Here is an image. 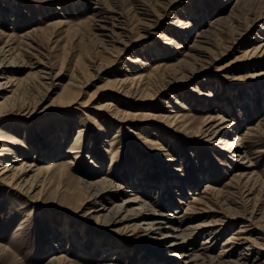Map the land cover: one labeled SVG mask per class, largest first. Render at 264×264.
I'll return each mask as SVG.
<instances>
[{
  "label": "rangeland",
  "instance_id": "1",
  "mask_svg": "<svg viewBox=\"0 0 264 264\" xmlns=\"http://www.w3.org/2000/svg\"><path fill=\"white\" fill-rule=\"evenodd\" d=\"M236 1L0 0V69L17 64L0 78L13 81L0 91L12 99L0 146L37 167L74 163L39 198L0 185V264H190L193 256L177 258L184 252L203 264H264V76L252 77L264 60L246 54L264 39V8L243 0L231 15ZM218 17L224 25L196 38ZM44 70L60 78L43 80ZM123 85L130 95L117 92ZM68 95L75 104L60 102ZM105 104L137 118L98 112ZM167 116L178 120L159 121ZM216 116L232 125L223 131L241 139L247 159L220 151L224 136L196 133ZM78 178L113 188L80 206L93 194ZM164 180L181 186L162 191ZM133 194L147 203L131 206L146 211L150 230L90 218L93 207L123 208ZM169 221L199 227L197 237L178 240L164 230Z\"/></svg>",
  "mask_w": 264,
  "mask_h": 264
},
{
  "label": "bare ground",
  "instance_id": "2",
  "mask_svg": "<svg viewBox=\"0 0 264 264\" xmlns=\"http://www.w3.org/2000/svg\"><path fill=\"white\" fill-rule=\"evenodd\" d=\"M242 1L243 0H237L236 1L235 9L233 8L231 10V12H230L231 15H235V10L237 12L240 11L239 8H240V4H242ZM260 4L263 6L262 7V9H263L264 8V0H263V3H260ZM263 17L264 16H262V18ZM224 21H225L224 18H221V17L216 18L212 23L210 22V24L208 26L206 25L205 26V28L207 27L206 30L202 31L199 34H197L196 38L202 39V37L204 35H206V33H209V32L212 31L213 27L222 25L224 23ZM202 24H203V22H202ZM59 25L61 26L62 22ZM192 26H193V24H191V21L188 20L186 22V28H184V30L190 31ZM262 30L264 31V26H263ZM162 38H164V40H169L168 45H171V44L174 43V44H176V47H177L176 49H180L181 48L179 44H177L174 40L167 38L165 35L162 36ZM258 40H263V41H260V44H258V46L253 48L252 50L248 49L246 54L249 52L251 54L249 58H254L255 57L256 60L257 59L258 60L259 59L260 60H264V39H260L258 37ZM8 51H10V50H8ZM15 68H17L16 62H15V64H14V62H10L9 65H5V67H2V69H0V78L5 76L6 72L9 71V70H15L16 71ZM48 71L47 70L42 71L41 79H43V80H50V79L51 80H57V79L60 78L59 74H56L54 77H51L50 71L49 72ZM263 76H264V71L263 72H259V74L256 73V74L252 75V77L255 78V79H260ZM12 82L13 81H8L7 83L5 82V83H2V84L0 83V88L3 87V85L6 86L5 88L3 87V89H0V91H2V92L6 91L7 92V88L12 87V85L9 86V87H7V86H8L9 83H12ZM122 84H125V83H122ZM124 88L125 87L123 85L117 91L119 93H122L121 96H127V94H129L127 91H125ZM8 92L11 95L14 93L12 91H8ZM74 94H75V92H74ZM116 94H118V93H116ZM10 97H5V98H2L0 100V117L2 116V113L5 112L7 106L11 107L8 104V99ZM62 101L63 102L67 101V105H72V104H75V97L73 95L71 98H69V95H68L66 99H63V98L60 99V102H62ZM102 109L106 110L109 113L108 114L109 117L110 116L118 117L119 115H121V117L123 116L124 118H126L125 120H129L130 118H135L136 117L135 114L132 115V114H129V113L120 112L119 109L114 108V106H112L110 104H105L104 106L101 107V109L97 108V111L100 112ZM162 119L165 121V123L169 124V126H173L176 123V121L178 120L177 117H169V116H167V117H161V120L159 119V121H162ZM226 123L227 122H225L224 117L216 116V117H213V118L203 122L201 124V126L197 128L196 133L197 134L198 133L199 134H203L205 136L206 135H212V137H216V139L220 138L221 136H224L223 139L221 140V146H220L219 150L220 151L221 150L222 151H224V150L228 151L227 156L230 157L234 161L247 159L245 153L242 151L243 149H240V147H241L240 146L241 139L238 138V137H235L234 140L231 139V138L229 140L227 138L228 136H227L226 132L223 131V130H226L228 128L229 129L232 128V125L230 123H229V125H226ZM184 125H186V124H184ZM184 128H186V126L181 127V130L184 129ZM10 140L11 141L7 142L8 144L10 143L12 145L13 142H16V139H14V138H11ZM0 142L1 143L2 142L6 143L5 140L1 139V137H0ZM4 145L5 144L0 146V151H4V153L8 152V154H6V156H7L6 159H5L6 161L0 167V185L5 186L6 188L9 189V191L19 192V194H22L24 196H28L31 199H33L34 197L39 198L41 195H44L46 190H47V188H48V186L50 187L53 184V182L56 180V177L57 176L58 177L61 176L60 175L61 173H70L71 172V167L74 164L72 162V160L69 159V160L66 161L65 165H63L60 169H58L52 163H45L42 166L37 167L35 165H32V163L25 162L24 159H21L19 157L14 156L13 149H9V148L5 149ZM48 146H50V149H47L45 151L46 154H47V155L46 154L45 155L47 157L49 156L51 158L53 155L56 154L55 153L56 152V148L52 147V146H55V144L54 143H50ZM70 154H73V153H70ZM4 155H0V157H3ZM248 163H249V166L252 165L251 161H248ZM248 174L249 173H247V172L245 173V175H247V176H248ZM68 176H70V175H68ZM68 176H66L67 180L70 179V178H68ZM239 177L243 178L244 177V173H243V175H240ZM77 183H80V184L84 185L85 188L90 193L93 194L92 198L91 197H89V198L87 197V198H84L82 201H80V206H83L85 203H88L91 200H93L94 202L101 201V198L103 197V195L106 192H108L107 189L109 188V186H110V188H113V183H110V185L107 186L105 184L106 182L102 181V180H97V181L91 182V181H84V180H81V179L78 178V182ZM137 183H138V180H136V182L133 181V183H132V185L135 186L134 187V191H135V189L137 191L138 188H139V187H137L138 185H135ZM168 183H171L170 185H176V186L178 185V182H174V181H170L169 182V181H165L164 180L163 182H161V186H159L160 190L163 191L164 189L170 188ZM178 186H181V185H178ZM118 188H120V187H118ZM131 196H134V197L132 199H129V198L124 199V204H123L124 207L123 208L118 206L116 208V210L115 209H105V206H103L102 203H101V204L97 205L96 207H93L92 209H90L88 214H90V218H92L93 220H95L97 222L98 221H103L105 224H109V225H112V226L121 225V224H129V223H133L134 222V225H133L134 226L133 227L134 231L137 230L140 225H142V226L146 225V227H148V230H150L149 229V225L152 223V221L147 219L148 217L145 216V214H146L145 212L146 211L144 210V211H142L140 213V211L142 209L141 210L139 209V211H138L137 208L135 209V207L131 206L132 204H137V207L146 208L145 206L147 205V203H144V202H141V201L137 200L138 197L135 194H133ZM150 208H152V207H150ZM125 210H127L126 212L128 213V215L126 214L125 216H122V213H124ZM151 210H155V209L152 208ZM160 217L162 218L161 221H164V220H167V218L170 217V216H166V215L163 214V215H160ZM172 217H173V215H172ZM138 218H142L141 221L135 222V220H137ZM175 220H176L175 222L179 223V222H181V217L178 216L177 218H175ZM154 224L156 225V224H159V223H154ZM167 224H169L170 226L164 227V230H166L169 234H175V233L179 232L180 233L179 235H181V239H178V240L186 239L189 242L190 240H194L197 237V235L195 233H196V231L199 230V227H190L189 226L188 228H185L184 230L183 229L181 230L180 227L174 226V222L169 221ZM201 228H203V227L201 226ZM155 230H157V229H155ZM166 235H168V234H166ZM173 238H175V237H173ZM181 243H182L181 241L178 242V244H181ZM179 248L181 249V247H179ZM192 256H193V258L190 259V261H189L190 264L191 263H196V262H201L203 264L204 262H206L205 259H201L200 258L199 254H194V253H191L190 255H187V253L185 254V252H184V253L179 254V256L177 258L183 260V259H185L187 257H192ZM52 264H62V260L60 258H56V260ZM152 264H157V263H155V262L153 263L152 262Z\"/></svg>",
  "mask_w": 264,
  "mask_h": 264
}]
</instances>
